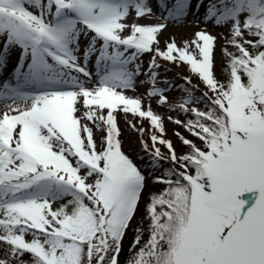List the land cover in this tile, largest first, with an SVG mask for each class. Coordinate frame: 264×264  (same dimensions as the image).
<instances>
[{
    "label": "snow or ice",
    "instance_id": "1",
    "mask_svg": "<svg viewBox=\"0 0 264 264\" xmlns=\"http://www.w3.org/2000/svg\"><path fill=\"white\" fill-rule=\"evenodd\" d=\"M156 3L164 22L141 25L127 20L155 15L149 0H0V100L12 101L0 112V264H120L129 230L124 264H264V0ZM202 7L198 23L228 29L223 81L207 30L160 47L168 23ZM159 61L186 65L206 90L195 97L184 77L187 96L170 104L171 82L156 87ZM138 81L150 85L147 108L126 95ZM154 98L194 116L168 119L199 146L176 132L189 149L177 154ZM119 113L138 118L128 123L141 135L143 120L159 131L151 148L141 140L150 174L170 164L135 228L148 178L122 151Z\"/></svg>",
    "mask_w": 264,
    "mask_h": 264
},
{
    "label": "rangeland",
    "instance_id": "2",
    "mask_svg": "<svg viewBox=\"0 0 264 264\" xmlns=\"http://www.w3.org/2000/svg\"><path fill=\"white\" fill-rule=\"evenodd\" d=\"M207 0H205L206 2ZM149 4L152 8V11L155 15L151 17H146V18H141L139 20L133 19V15H130L127 23L131 24L133 22L141 24V25H148V24H157V23H162L164 22L161 19H158L157 16L160 14V9L156 3V0H149ZM195 4V0H193V7ZM201 14H197L196 11L191 10L189 11L187 17L185 20H183L180 23H168L166 30L159 36V41H160V47L161 49L164 48L165 42L169 40V38L174 37L175 42L179 46H183L184 41H191L194 38V34L197 31H200L202 29L207 30L211 35L217 37V42H216V48H215V65H216V76L218 79L221 81L224 80L223 75L221 74V45L225 43L224 39L221 38V34L227 36L228 34V29L226 27H213L211 24H205L203 22H199ZM128 32H125V35H127ZM232 50V49H229ZM13 57V58H12ZM17 54L16 52H13L10 56L11 59V67L6 69L4 72V76L2 79H8L10 77V74L13 69V65L17 61ZM150 59V55H145L142 57V71L147 68L148 61ZM162 64V67L159 69V75L156 80V87L160 88H166L167 86L163 83L164 81H170L171 82V87L166 90L165 95L168 97V100L170 104H177L181 101L182 97H186L187 93L182 91L181 89L185 86L184 77H190L191 78V86L199 85V90L194 91V94L196 95L195 97L199 98L202 94L203 91H205L204 85L198 80V78L195 75L190 74L188 67L186 65H182L180 67H177L174 64L159 61ZM147 77L141 76L139 80H146ZM92 85L90 84L89 87ZM150 85L148 83H139L137 82V88L136 90H129L126 92V95L136 97L139 96L142 99H144V106L147 108L149 101L145 98L144 94L147 92L149 89ZM8 103H12V101H2L0 100V112H3L6 109V106ZM195 106L197 108H200L201 110L204 109V104L203 103H198L195 105H189ZM151 108L152 110L164 117V130L165 134L163 138L165 140H171L173 143V146L176 149L177 154H182V153H187L188 152V147L187 146H182L180 139L174 135V133L178 132L185 138L192 140L194 143H196L198 146L201 144V142L196 139L194 136H192L184 127L179 126L172 121L168 119V117H172L173 120L179 119L182 121H187L188 119H194V116L191 114H185L180 111H174L169 108V106H159L156 102V99H152L151 101ZM138 118H134L131 114H128L127 117H125V114L119 113L117 115V120H118V126L121 132V135L119 139L121 140L122 144V151L128 155L137 165L140 167V163L144 161L143 156L139 157L142 154H145V151L143 149L141 140L146 141L148 143L149 148L152 147V141L150 139V136L155 132L157 136H160L159 131H156L154 129H151L150 123L148 120H143L141 123L137 124V128L142 127L145 131L143 132V135L137 130L132 129L129 126L128 121H131L133 123H136V120ZM94 135L99 141L100 139V133L96 132L94 130ZM157 147L160 148L161 152L164 153L166 156L168 154V150L164 145H157ZM133 149V151H131ZM141 168V167H140ZM144 172L145 176L148 178V186H151L153 184V180L151 179L152 175H156L158 170L154 173L151 174L145 171ZM58 205H54L56 207ZM28 239H31V237H27ZM126 238V237H125ZM124 243L125 239L123 242V250H124ZM123 252V251H122ZM122 253L119 256V260L121 258ZM0 258H4V253L1 250L0 247Z\"/></svg>",
    "mask_w": 264,
    "mask_h": 264
},
{
    "label": "trees",
    "instance_id": "3",
    "mask_svg": "<svg viewBox=\"0 0 264 264\" xmlns=\"http://www.w3.org/2000/svg\"><path fill=\"white\" fill-rule=\"evenodd\" d=\"M203 11H204V8L202 7L199 10V14L202 13ZM222 63H223V61L221 62V65H222ZM10 64H11V59L9 60L8 65H10ZM193 95L196 96L194 93H193ZM131 151H133V149ZM133 152H135V151H133ZM142 156L144 158V161L142 163H140L141 170L142 171H145V172L148 171V173H150V169L147 167V161H148L149 157H148L147 154L146 155L145 154H142L139 157H142ZM168 167H170V164L168 162H166V161L165 162H162V167L158 170V172L156 173L155 176L161 175V173L163 172V170L166 169V168H168ZM153 177H154V175L151 176V179L152 180H153ZM163 187H164V185H162V184H152L151 186H148L145 189L144 199L141 201V205H140V212L136 216L135 220L133 221V228L136 227L137 222L141 220V218H142V216L144 214V204L147 201L148 192H150V191L159 192ZM144 223H145V227H146L147 221H145ZM132 239H133V231L132 230H129V232H128L126 238H125L124 250H123L122 255H121V258H120V264H124L125 259L129 256V247L131 245ZM143 240H147V231H145V233H144ZM142 243H143V241H142ZM0 247H1V250H2L3 246H0ZM23 259L28 260L29 259V256L28 255H25L23 257Z\"/></svg>",
    "mask_w": 264,
    "mask_h": 264
}]
</instances>
